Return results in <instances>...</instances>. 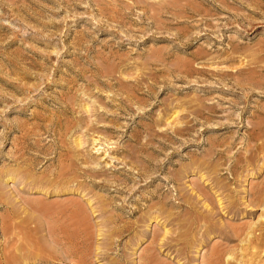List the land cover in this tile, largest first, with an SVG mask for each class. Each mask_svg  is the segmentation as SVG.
I'll return each instance as SVG.
<instances>
[{
  "label": "rangeland",
  "instance_id": "374dc122",
  "mask_svg": "<svg viewBox=\"0 0 264 264\" xmlns=\"http://www.w3.org/2000/svg\"><path fill=\"white\" fill-rule=\"evenodd\" d=\"M0 264H264V0H0Z\"/></svg>",
  "mask_w": 264,
  "mask_h": 264
},
{
  "label": "bare ground",
  "instance_id": "6f19581e",
  "mask_svg": "<svg viewBox=\"0 0 264 264\" xmlns=\"http://www.w3.org/2000/svg\"><path fill=\"white\" fill-rule=\"evenodd\" d=\"M85 109H86V111H89V106L86 105V106H85ZM77 144H78V145H81V142L78 141ZM10 173H11V172H10ZM10 176H11V175H10ZM219 202H220V201H219ZM206 207L208 208L209 205H207ZM2 231H3V230H2ZM164 237H166V236H164Z\"/></svg>",
  "mask_w": 264,
  "mask_h": 264
}]
</instances>
